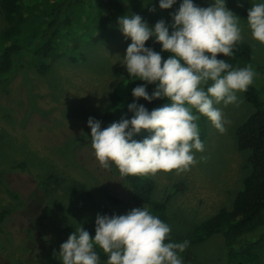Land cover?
<instances>
[{
    "label": "rangeland",
    "instance_id": "rangeland-1",
    "mask_svg": "<svg viewBox=\"0 0 264 264\" xmlns=\"http://www.w3.org/2000/svg\"><path fill=\"white\" fill-rule=\"evenodd\" d=\"M25 1L38 7L31 16L41 14L42 0ZM116 1L124 8L122 16L138 14L150 28L160 20L170 26L172 14L183 2L176 0L171 8L161 9L159 0ZM193 3L208 7L214 0ZM253 3L264 0H225L226 7L240 18L242 40L252 50V63L262 71H255L251 85H261L263 90L264 44L252 38L247 24ZM153 8L155 11L150 10ZM73 16L79 19L81 14L74 10ZM83 23L81 20L77 28ZM6 27L0 16V31ZM60 38L62 44L76 45L73 54L78 52L82 58L71 60L67 55L51 54L48 71L40 74L22 54L14 61L11 75L0 79V212H8L0 229V264H62L60 245L72 232L82 226L94 239L97 214L124 215L130 211L119 177L112 174L111 167L105 169L97 161L86 124L89 117L108 113L116 91L122 89L121 78L127 73L123 57L131 39L124 36L118 21L110 22L96 43L73 42L70 35ZM153 42L155 37L146 41L145 47ZM158 52L164 59L171 55ZM246 66L238 63L232 68ZM237 96L238 106L215 105L230 121L223 134L205 117L208 134L202 141L204 151L193 150L198 163L190 170L138 176L152 180L153 200L166 199L160 216L171 228L166 243L173 242L174 235L191 237L195 227L220 208L229 209L248 173V152L237 149L235 130L252 109L243 92ZM261 96L264 101V93ZM168 103L165 98L159 107ZM122 118L126 119L123 114L115 116L103 128ZM147 131L141 130L137 138L147 137ZM105 188L117 203L106 197ZM195 252L206 264H235L224 262L217 237L208 238ZM256 264H264V251Z\"/></svg>",
    "mask_w": 264,
    "mask_h": 264
},
{
    "label": "clouds",
    "instance_id": "clouds-1",
    "mask_svg": "<svg viewBox=\"0 0 264 264\" xmlns=\"http://www.w3.org/2000/svg\"><path fill=\"white\" fill-rule=\"evenodd\" d=\"M175 3L159 0V7L169 9ZM172 20L170 26L160 20L150 28L138 14L118 18L120 30L131 39L123 65L129 76L145 82L135 87L132 95L149 102L165 97L170 103L149 112L133 102L127 106L134 112L130 120L122 118L103 129L101 121L89 117L92 148L105 169L114 164L122 175L131 176L190 170L198 163L193 150L204 151L196 123L199 116L193 109L223 134L230 121L215 105L238 106L237 93L247 91L254 82L252 65L234 69L217 58L218 54L231 57L234 46L242 40L240 18L226 7L225 0H214L208 7L183 0ZM247 24L252 38L264 44V3L252 4ZM151 37L162 45V51L171 53L167 59L145 47ZM149 84L156 85L151 95ZM141 130L153 134L142 141L133 139ZM170 232V226L146 207L124 215L97 214L94 239L81 226L60 245L59 257L62 264H100L94 250L99 246L108 255L107 264H183L178 253L184 252L189 242L166 243Z\"/></svg>",
    "mask_w": 264,
    "mask_h": 264
},
{
    "label": "trees",
    "instance_id": "trees-1",
    "mask_svg": "<svg viewBox=\"0 0 264 264\" xmlns=\"http://www.w3.org/2000/svg\"><path fill=\"white\" fill-rule=\"evenodd\" d=\"M41 6L43 7L41 14L31 16L38 8L35 3L25 0H0V16L7 25L0 31V79L11 75L14 61L22 54L29 57L36 72L40 74L48 71L50 67L48 59L51 54L67 55L71 60L82 58L78 52L73 54L77 48L76 45H69L66 42L62 44L60 36L70 35V40L73 42L79 40L96 43L103 37L108 24L118 21L124 10L116 0H42ZM74 10H78L81 14L79 19L73 16ZM81 20H84V23L77 28ZM57 45L60 46L59 53ZM146 47L156 52L162 51V45L157 42L150 43ZM217 58L224 59L232 67L238 63L252 65L257 73H262L260 67L252 63V50L245 40L239 41L234 46L231 57L218 54ZM138 79V77L129 76L128 72L121 78L120 88L122 89L116 91L109 112L93 117L101 121V128L115 116L122 114L130 120L134 112L129 111L127 106L133 102L143 105L149 112L162 104L165 97L149 102L132 95L133 89L144 82ZM155 87V84L147 86L149 95ZM262 93L264 89L262 90L261 85H250L247 91L243 92V98L252 110L237 126L235 142L238 150L248 152L246 160L248 173L242 178L230 208H220L214 215L196 226L191 237L172 236L176 243H182L185 240L189 242L187 249L178 253L183 264H206L197 257L195 250L212 236L219 239L224 262L256 264L261 259L264 251V101ZM193 114L199 116L196 123L199 127L200 139L204 141L208 134L206 118L195 109ZM86 127L91 133L88 123ZM130 128L131 126L129 130ZM148 132L150 131H147V134ZM152 134L150 132L147 137ZM138 136L139 134L135 135L133 139ZM147 137H139L137 141ZM110 167L112 174L119 177V185L126 193V203L130 211L138 207H148L152 215L160 218L165 211L166 199L151 198L152 180L122 175L114 164ZM0 182L3 183L1 178ZM8 191L15 195L11 190ZM104 193L111 201L118 202L109 189L105 188ZM7 213V211L0 212V229ZM94 250L100 257V264H107L108 255L97 246Z\"/></svg>",
    "mask_w": 264,
    "mask_h": 264
}]
</instances>
